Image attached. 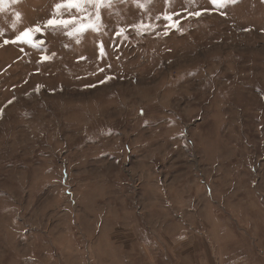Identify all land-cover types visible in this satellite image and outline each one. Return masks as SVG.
Returning <instances> with one entry per match:
<instances>
[{"label": "rangeland", "instance_id": "obj_1", "mask_svg": "<svg viewBox=\"0 0 264 264\" xmlns=\"http://www.w3.org/2000/svg\"><path fill=\"white\" fill-rule=\"evenodd\" d=\"M0 264H264V0L0 3Z\"/></svg>", "mask_w": 264, "mask_h": 264}, {"label": "snow or ice", "instance_id": "obj_2", "mask_svg": "<svg viewBox=\"0 0 264 264\" xmlns=\"http://www.w3.org/2000/svg\"><path fill=\"white\" fill-rule=\"evenodd\" d=\"M4 0H0V3H3ZM68 2V5L71 7V6H75V7H79L80 6V3H81V0H67ZM87 2L91 3L93 2V0H87ZM96 2V6L99 7L103 2L104 0H95ZM211 2L215 5H217L218 7L219 6H222L223 3L225 2V0H211ZM62 5L61 4H57L56 7L59 9ZM196 15H200L199 12L196 13ZM17 16V19L19 20L20 19V15L19 13L16 14ZM167 19H171V17H166ZM72 21L71 20H56V19H49L47 21V25L49 26H55V25H67L69 23H71ZM93 25H83L81 26L80 28L77 29V31H83L85 27H92ZM13 27H15V25H13ZM33 32V29L32 28H27L25 29L23 32H21L19 35L16 36L15 38V41L13 42H16V41H23V42H27V43H31L32 40H31V34ZM35 32H41V29L39 26H36L35 27ZM72 33H69V35H71ZM6 43L8 41H5Z\"/></svg>", "mask_w": 264, "mask_h": 264}]
</instances>
